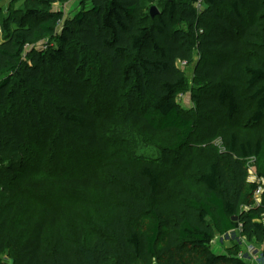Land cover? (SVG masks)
<instances>
[{
    "label": "trees",
    "instance_id": "1",
    "mask_svg": "<svg viewBox=\"0 0 264 264\" xmlns=\"http://www.w3.org/2000/svg\"><path fill=\"white\" fill-rule=\"evenodd\" d=\"M56 1L44 0L45 11L0 17V255L13 243L14 264H89L71 242L66 215L80 240L81 227L91 229L86 246L93 264L148 261L162 249L172 253L171 264H193L177 259L178 252L202 264H247L239 250L217 255L210 246L217 232L236 229L264 240V223L257 221L264 193L261 206L240 211L248 158L264 178V135L234 132L226 150L198 174L184 162L220 124L244 116L255 127L264 122V0H159L155 17L144 11V0H82L61 33L64 11L49 10ZM197 3L206 9L199 13ZM224 7L226 14L219 13ZM43 38L53 40L47 50H27ZM194 48L227 54L196 69L198 127L177 98L187 87L177 63H191ZM116 82L129 87L127 100H145L140 110L132 108L136 123L150 135L174 129L176 139L157 161L81 172V153L104 149L103 139L116 127L110 105ZM56 153L58 166L42 171ZM23 193L56 199L37 208ZM147 214L154 217L151 234L141 235L131 220Z\"/></svg>",
    "mask_w": 264,
    "mask_h": 264
},
{
    "label": "rangeland",
    "instance_id": "2",
    "mask_svg": "<svg viewBox=\"0 0 264 264\" xmlns=\"http://www.w3.org/2000/svg\"><path fill=\"white\" fill-rule=\"evenodd\" d=\"M159 0H144L143 9L145 12L150 11L152 6H158ZM83 6L82 0H58L51 4L49 10L51 12H56L59 9L64 11V17L62 18L61 23L58 26V33L62 32V29L68 19L72 20L75 18V15L81 10ZM199 13L206 9V6L202 3L195 4ZM44 0H0V17L8 18L10 16L22 17L27 14L30 9H37L45 11ZM226 7L219 9V13L226 14ZM48 12V11H47ZM213 21V18H211ZM35 22V19L28 21L29 24ZM73 27L76 28V24H73ZM181 29L188 31L186 25H181ZM53 44L51 38H43L40 41L34 43L31 46H28V51L30 49L37 50H47L48 46ZM226 52L222 50L208 52L207 55L199 54L198 51L194 48L193 61L191 63L178 62L177 68L185 75L187 78V87L184 91L179 93L178 102L180 106L184 109V113L189 117L196 126L201 125V115L200 108L196 106L193 101V95L198 91V85L196 82L195 72L196 69L202 64L206 59L216 60L218 58L226 57ZM116 91L113 93L111 99L114 100V103H111V106L115 108V115L117 118L115 124L116 127H111V133H109L103 141L105 142V147L102 150H93L84 153H81V165L80 168H76L81 172H86L91 170L95 172L98 169H101L104 166H109V170L117 169H128L131 166H140L141 163L154 162L162 157V155L167 151L166 149L170 146L176 139V131L174 129H169L166 131L158 132L155 135H150L146 132L143 125L139 122L136 123V119L133 120V115L135 113L136 107L137 111L144 105L145 100L138 99L135 101H129L126 98L129 87L122 82L115 83ZM118 86V87H117ZM120 91V93H118ZM135 95L133 94V97ZM246 99V112H250L252 109V102L247 97ZM127 100V101H126ZM108 106L109 109L111 106ZM133 108V109H132ZM208 116V113H206ZM104 115V114H103ZM105 118L106 116H102ZM247 116H244L236 123L226 122L225 124H220L218 133L213 138H208L206 141H198L197 147H195L194 155L187 157L185 167L191 169L194 174H198L202 166L210 163L215 160L219 154L226 150V144L228 138L234 133L239 132L243 137H251L253 135L262 136L264 135V122L258 127L253 126L252 123L247 121ZM203 129L198 128V134L201 136L204 134ZM46 145H42L40 148L43 150ZM58 150V149H56ZM50 158V161H48ZM90 161V162H89ZM50 162V164H49ZM89 162V163H88ZM44 166L40 167L42 171L47 172L50 167L55 169L58 166V154L54 157H48ZM183 163V165H184ZM189 164V165H188ZM247 168V178H246V188L240 205V211L250 210L255 208L257 204L258 195L262 198L263 193L258 194L257 190L259 187H262L264 190V178H261L257 173V168L254 158H248L245 162ZM49 166V167H48ZM65 169L60 167L59 172H64ZM191 171V172H192ZM104 177L109 179L112 175L105 172ZM23 197L29 199L37 208L41 206H51L53 200L56 199V196H34L32 195V200L26 196V193L21 194ZM48 197V198H47ZM47 199L49 201H47ZM73 203L77 202V198L72 197ZM26 200V199H25ZM27 201V200H26ZM29 202V201H28ZM30 203V202H29ZM38 203L39 205L35 204ZM31 204V205H33ZM39 206V207H38ZM33 209L31 210V212ZM39 213V212H38ZM65 223L69 226L71 231V242H74L79 250L83 251L86 254V258L89 264H93V258L89 252L86 242L88 237L91 235V229L87 231L86 227H81L82 240L79 239V230H75L74 226L71 228L69 221L65 215ZM264 222V219H262ZM210 221V219H209ZM154 222V217L152 214H147L142 216L138 220H131V225H133L141 235L151 234V227ZM166 230V229H165ZM241 237V239H240ZM243 242V243H241ZM166 242L163 239H160L159 248H162ZM249 245H254L258 248L264 246V240L262 242L257 241L256 239H247L241 232V229H236L231 231L229 235L227 233L217 232L214 238V241L211 243L210 251L217 255H231L234 252L247 251ZM10 247L6 250L5 253L0 255V264H14V259L17 257V247L10 243ZM172 253L162 251L158 252L157 255L150 258L148 261L141 260L139 258L132 259V264H171ZM174 256L180 261L192 262L193 264H202L201 261L196 259L190 253L178 252ZM197 256V254H196ZM107 264H115L114 261Z\"/></svg>",
    "mask_w": 264,
    "mask_h": 264
},
{
    "label": "built area",
    "instance_id": "3",
    "mask_svg": "<svg viewBox=\"0 0 264 264\" xmlns=\"http://www.w3.org/2000/svg\"><path fill=\"white\" fill-rule=\"evenodd\" d=\"M61 23V21H59V24ZM3 40V29H2V21L0 18V42ZM263 188L259 187L257 192L258 194L263 193ZM257 199V204L255 205V207H259L262 204V198L258 195V197H256ZM264 219V214L261 217V219H258L257 221L260 223H264L263 220ZM231 233L228 232L227 235H229ZM246 238V237H245ZM241 239V237H240ZM243 243V242H241ZM264 246L262 248H258L254 245H249L247 251H240L238 253V257L243 259L245 262H247V264H264Z\"/></svg>",
    "mask_w": 264,
    "mask_h": 264
},
{
    "label": "water",
    "instance_id": "4",
    "mask_svg": "<svg viewBox=\"0 0 264 264\" xmlns=\"http://www.w3.org/2000/svg\"><path fill=\"white\" fill-rule=\"evenodd\" d=\"M159 9L156 7V6H153L152 8H151V15L153 16V17H155V15H157V14H159ZM234 219H237L236 217H234Z\"/></svg>",
    "mask_w": 264,
    "mask_h": 264
}]
</instances>
